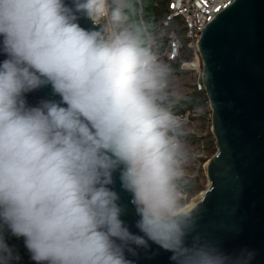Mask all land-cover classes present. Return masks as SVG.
Here are the masks:
<instances>
[{
    "label": "clouds",
    "instance_id": "obj_1",
    "mask_svg": "<svg viewBox=\"0 0 264 264\" xmlns=\"http://www.w3.org/2000/svg\"><path fill=\"white\" fill-rule=\"evenodd\" d=\"M157 49L143 0H0V264H20L12 238L33 264H137L153 244L242 264L186 242L187 132ZM46 87L59 99L28 102Z\"/></svg>",
    "mask_w": 264,
    "mask_h": 264
},
{
    "label": "water",
    "instance_id": "obj_2",
    "mask_svg": "<svg viewBox=\"0 0 264 264\" xmlns=\"http://www.w3.org/2000/svg\"><path fill=\"white\" fill-rule=\"evenodd\" d=\"M79 23L92 27L86 18ZM198 52L216 151L207 161L209 186L187 210L194 228L186 242L199 237L242 264H264V0H232L216 12ZM41 98L59 99L50 87L27 96L33 105ZM121 197L130 199L124 192ZM124 219L134 224L130 204ZM170 255L153 244L137 264H172Z\"/></svg>",
    "mask_w": 264,
    "mask_h": 264
},
{
    "label": "built area",
    "instance_id": "obj_3",
    "mask_svg": "<svg viewBox=\"0 0 264 264\" xmlns=\"http://www.w3.org/2000/svg\"><path fill=\"white\" fill-rule=\"evenodd\" d=\"M232 0H169L165 12L158 22V26L149 18L147 20L153 28L161 29L162 34H155L158 55L168 62H179L181 69H190L197 74L196 89L203 90L202 82V61L198 52V40L208 21L216 12L225 7ZM144 4V0H143ZM175 20L181 21L183 34L180 28L174 26ZM189 50L190 58H183V49ZM190 55V54H189ZM179 116L184 126L191 122L194 113L190 110L181 112L173 111ZM186 190L187 200L191 198L190 192Z\"/></svg>",
    "mask_w": 264,
    "mask_h": 264
},
{
    "label": "rangeland",
    "instance_id": "obj_4",
    "mask_svg": "<svg viewBox=\"0 0 264 264\" xmlns=\"http://www.w3.org/2000/svg\"><path fill=\"white\" fill-rule=\"evenodd\" d=\"M157 2V5H154ZM158 6V10L156 7ZM164 4L157 0H144L143 16L149 18L157 24L162 12ZM174 26L181 27V21L175 20ZM154 34L159 36L162 34L161 29L153 28ZM180 33L183 34V29L180 28ZM183 58H189V50H184ZM166 64L168 61L162 59ZM202 61V60H201ZM202 64V63H201ZM197 74L190 69H178L171 73V87L177 93L173 107H177L178 100L184 98L187 94L194 92L196 89ZM204 90V89H203ZM189 109L194 113L191 122L185 125L187 135L184 137L188 152L189 160L186 164V177L188 183L194 185L189 191L191 198L185 202L196 203L203 195V192L209 186L207 175V161L216 151L215 137L212 133L211 107L208 99L206 101H197Z\"/></svg>",
    "mask_w": 264,
    "mask_h": 264
},
{
    "label": "trees",
    "instance_id": "obj_5",
    "mask_svg": "<svg viewBox=\"0 0 264 264\" xmlns=\"http://www.w3.org/2000/svg\"><path fill=\"white\" fill-rule=\"evenodd\" d=\"M168 1L169 0H162L161 3H163L165 5ZM155 7H156V10L159 9L158 6H155ZM164 12H165V7L163 8L162 12L158 13V15L160 17H162ZM184 50H186V47L183 49V52H184ZM167 65L169 66V68L171 70V73L174 70L181 69L179 67V62L178 61L168 62ZM207 99L208 98H207V95H206L204 90L195 89L194 92H191L190 94H187L184 98L179 99L178 100V105H177V107H173V111L181 112V111L187 110V109H189V106H193L195 102H197V101H206ZM214 152H215V150L213 151V153ZM193 187H194L193 184L187 182V185H186L185 189L190 191Z\"/></svg>",
    "mask_w": 264,
    "mask_h": 264
},
{
    "label": "flooded vegetation",
    "instance_id": "obj_6",
    "mask_svg": "<svg viewBox=\"0 0 264 264\" xmlns=\"http://www.w3.org/2000/svg\"><path fill=\"white\" fill-rule=\"evenodd\" d=\"M9 243L17 246L19 253L22 257L20 264H33V262L29 259L27 251L23 247L22 240H16L15 238L10 239Z\"/></svg>",
    "mask_w": 264,
    "mask_h": 264
},
{
    "label": "bare ground",
    "instance_id": "obj_7",
    "mask_svg": "<svg viewBox=\"0 0 264 264\" xmlns=\"http://www.w3.org/2000/svg\"><path fill=\"white\" fill-rule=\"evenodd\" d=\"M195 205V203H187L185 205V210H189L190 208H192Z\"/></svg>",
    "mask_w": 264,
    "mask_h": 264
},
{
    "label": "crops",
    "instance_id": "obj_8",
    "mask_svg": "<svg viewBox=\"0 0 264 264\" xmlns=\"http://www.w3.org/2000/svg\"><path fill=\"white\" fill-rule=\"evenodd\" d=\"M157 1H160V2H161L162 0H157ZM154 5H157V2H156ZM166 5H167V3H166L165 6H164L165 9H166ZM161 18H162V17H160L159 20H160ZM159 20L157 21V24H156L157 26H158V22H159ZM189 54H190V55H189V58H190L191 53H189Z\"/></svg>",
    "mask_w": 264,
    "mask_h": 264
}]
</instances>
